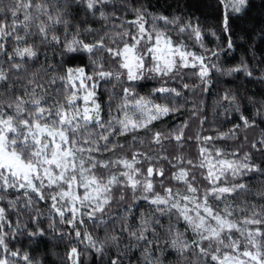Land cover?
Instances as JSON below:
<instances>
[{"label":"snow or ice","instance_id":"6c2138e0","mask_svg":"<svg viewBox=\"0 0 264 264\" xmlns=\"http://www.w3.org/2000/svg\"><path fill=\"white\" fill-rule=\"evenodd\" d=\"M0 264H264V0H0Z\"/></svg>","mask_w":264,"mask_h":264},{"label":"trees","instance_id":"16d2710c","mask_svg":"<svg viewBox=\"0 0 264 264\" xmlns=\"http://www.w3.org/2000/svg\"><path fill=\"white\" fill-rule=\"evenodd\" d=\"M141 2H147V0H141ZM161 2H163V0H161ZM258 2V0H257ZM169 3H171V0H169ZM152 4L155 5L156 4V0H152ZM241 52H244L246 54V58L251 57V51L248 50L246 48V46H241L239 48H237L233 53L230 54L229 56V60L231 63H236L239 61L240 56H241ZM257 55H259V48L257 47ZM249 63H254L253 60L249 59ZM230 79V78H228ZM253 91H255V88H253ZM62 251V249H60Z\"/></svg>","mask_w":264,"mask_h":264}]
</instances>
